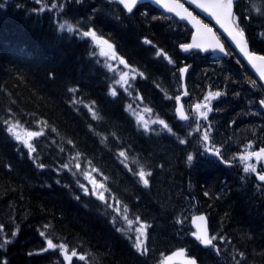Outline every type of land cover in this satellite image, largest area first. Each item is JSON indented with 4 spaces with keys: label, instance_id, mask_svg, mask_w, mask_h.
I'll return each mask as SVG.
<instances>
[{
    "label": "trees",
    "instance_id": "trees-1",
    "mask_svg": "<svg viewBox=\"0 0 264 264\" xmlns=\"http://www.w3.org/2000/svg\"><path fill=\"white\" fill-rule=\"evenodd\" d=\"M77 1H0V264H59L48 240L67 243L87 264H141L122 226L140 217L175 224L154 190L159 174L177 178L215 228L264 263L260 203L234 189L233 170L207 161L190 175L185 153L180 162L169 156L170 148L185 147L184 135L168 134L178 122L158 81L170 62L151 45L163 43L181 63L177 44L147 14L120 24L98 11L92 18ZM87 29L135 71L125 87L121 71L83 35ZM234 60L229 64L241 68ZM10 122L41 132L34 151L9 133ZM141 169L152 185H144ZM89 173L104 184L103 200L84 187ZM112 198L129 211L125 222Z\"/></svg>",
    "mask_w": 264,
    "mask_h": 264
},
{
    "label": "rangeland",
    "instance_id": "rangeland-1",
    "mask_svg": "<svg viewBox=\"0 0 264 264\" xmlns=\"http://www.w3.org/2000/svg\"><path fill=\"white\" fill-rule=\"evenodd\" d=\"M0 1L5 2V0ZM82 2L90 10L92 18L95 15L94 13L98 11L104 18L115 20L120 24L127 22V17L122 15V13L118 11V7L112 4L109 5L103 2V0H82ZM51 4L55 6L54 1H52ZM141 15L142 13L133 17L139 20L142 17ZM155 18L158 20V25L168 34L167 36L169 40L173 42V45L186 43V40L191 34L187 27L181 25L176 19L165 15H155ZM152 21L156 23L154 19ZM162 23H164L166 27ZM90 30L94 31L93 29H87V31ZM96 36L105 40L98 35ZM154 41L157 40L154 39ZM94 44L99 48L101 56L106 58L109 64L114 68L121 71L118 81L125 87L127 82L130 81V78L135 75V71L133 69L128 71V66L113 47L109 49L107 45L97 44L96 41H94ZM151 46L156 49L158 54L161 52L163 54L160 55L171 57L169 55L170 51L167 50V47H165L163 43L158 42ZM197 59L201 58L198 57ZM121 61H123V63H121ZM168 62L169 60L165 58V63ZM176 62L177 61H174L173 58L170 67H167L169 68L167 77H162L158 81H163V85L168 87L170 93H172V83L175 81L176 77ZM125 74L127 75L125 76ZM122 76H125V79L122 80ZM179 77L180 75L178 74V78ZM188 81L191 83V87L194 86L198 89V95L202 93L201 100H199V103H201L199 111H197L194 106V110L197 113L195 120L198 124L188 132L190 136L196 134V137H198L200 132L202 133V136H200L199 148H202L203 151L208 152L212 156H216L214 153L218 150L219 157L217 156L216 160H224L225 162L232 161V165L242 167L243 171L247 163L253 164L256 168L260 166L261 163L254 157L248 161L240 159L241 156L247 155L248 153L259 152L261 149H264V113L256 105V99L252 90L248 87L243 89L244 85L246 86L248 83L251 84L252 77L249 72L243 66L238 69L233 66V64H229L222 60H215L214 62L207 61L205 64L197 63L194 71L189 74ZM253 83L255 86L258 85L256 80H253ZM240 87L243 90H241ZM216 92H219L220 96H213L205 101L209 93L214 94ZM233 97L234 99H232ZM230 100L233 102L231 103ZM226 102L228 104H226ZM205 103L211 107V111H208V109L203 106ZM236 110L237 112H235ZM201 112H207V119H204L200 115ZM12 126H16V131L21 136V139L17 140L15 136L9 132L14 139L29 150L28 144H30L33 149L34 140L41 136V132L30 130L18 122H10L8 124V129ZM27 133H39V135L29 137ZM205 133L208 134V140L204 139ZM24 141H27V144ZM188 150L189 148L187 146L170 148L169 152H171V154L169 156H177L178 162H180V155L185 153L187 156L185 160H183V166L190 170L191 175V173L199 169L198 165L200 163L207 162L208 160L206 158L200 161L194 154L197 150L193 153H189ZM189 155L193 157L191 162L187 159ZM262 161L264 162V159H261V162ZM248 174L249 176L247 177ZM157 177L158 178L155 179L156 181L154 180L156 184L153 182L154 190L168 201L169 207L171 206L170 210H172L173 216L176 219L175 224L171 223V225H169L168 223H161L162 221L155 222V219L152 218H147V221H144L139 216L140 218H138L136 222L122 226L125 235L132 241L134 252L140 259L141 264H168V256L172 255L173 252L175 253V251L177 252L178 249L185 247L184 245H179L182 241L189 245L195 244L198 246L197 239L193 232H190L192 236H189L193 239L187 238L184 236V233H188V231L183 233L180 231L179 227L180 225H185L186 228H189L191 217L201 213L199 212L201 206L190 198L188 190L183 188L177 178L175 180L168 179L166 176L164 177L163 174H159ZM149 183L151 184V181ZM84 187L99 197L101 195H103L104 198L106 197L104 184L102 181H99L98 177L91 173L86 175ZM235 189L240 191L244 196H264V186L255 181L251 171L245 172V174L241 176L239 185ZM112 203L116 204V208L120 209L121 215H123L122 221L125 222L130 215L129 211H125L121 207L120 202L114 201L113 198ZM199 203L202 205L201 202ZM258 212H260L258 216H264V207L261 209L258 208ZM142 225L145 226L142 230L143 235L137 230L140 229ZM137 237H139L142 242V248L140 250H137L136 247ZM171 240H173V243L170 242ZM60 244L66 246L68 256H71V253L74 251L67 243H57V247L53 248V257L55 260L59 259V264H87V260H81L79 257L82 255L78 254L76 251L77 256L66 259L64 251L59 248ZM188 248L191 254L192 251L190 247ZM233 256H237V254L234 253Z\"/></svg>",
    "mask_w": 264,
    "mask_h": 264
},
{
    "label": "snow or ice",
    "instance_id": "snow-or-ice-1",
    "mask_svg": "<svg viewBox=\"0 0 264 264\" xmlns=\"http://www.w3.org/2000/svg\"><path fill=\"white\" fill-rule=\"evenodd\" d=\"M157 3H162V0H156ZM189 3L195 4L196 7L200 8L204 12H206L209 16L213 17L216 22L220 25L221 28H223L224 32L227 33L228 37L236 44V46L239 48V50L243 53V55L248 59L249 63L252 65L253 68L256 69V71L260 74L261 78L264 79V55L254 53L249 50L248 42L245 37L243 29L240 28L238 19L235 17L233 12V3L234 0H188ZM120 3L124 5V7L127 9L128 12H132L133 7L136 5L137 0H120ZM163 7L168 12H173L175 15L179 16L181 19L189 20L193 23V26L197 29V38H193V42L191 44L182 45L181 47L185 52H188L192 49H200L203 51H213V52H220L224 55H228V52L225 50V47L222 43H220L219 37L216 35L215 32H213L212 28L208 27L207 24L202 23L200 20H198L195 16L192 15L191 12L188 11V9L184 8V5L179 3V0H163ZM65 26L61 25V29H64ZM67 31L71 32L73 29L71 26H67ZM85 37H91L92 40L96 41L97 44L100 45H107L109 49L112 48V45L108 44L106 40H102L96 36V33L94 31H86L83 33ZM148 41H146L147 43ZM163 54V53H161ZM169 60L171 63L170 57H165ZM123 63V61H121ZM182 72H186L187 68L181 69ZM127 74H125L126 76ZM125 76H122L121 79H125ZM187 94V93H185ZM112 95H116V92L113 90ZM218 97L220 96L219 92H216L214 94L209 93V96L205 98V101L210 99L211 97ZM177 101H179V97H177ZM261 103H264L262 101ZM208 109V111H211V107L205 103L203 105ZM201 108L200 104L195 105V109L199 111ZM177 113L182 120H187L188 116L183 111V105H180L177 108ZM200 115L207 119V112H201ZM161 124H164L163 121H160ZM167 127V125H164ZM9 132H11L17 140L21 139L20 134L16 131V126H12L8 129ZM29 137H33L36 135H39V133H27ZM204 139L208 140V134H204ZM27 144V141H24ZM181 143H184V141H181ZM28 147L30 150L34 151L35 149L31 148V145L28 144ZM121 156L124 155L123 152L120 153ZM214 155L219 157V151L217 150ZM255 158L257 161L264 159V149H261L259 152H251L247 155L241 156L240 159L244 161L251 160L252 158ZM188 161L191 162L193 160V157L191 155L188 156ZM79 167V165H77ZM245 172L251 171L252 173H256V167L253 166L251 163H247L244 167ZM139 176L141 180L143 181L145 186H148V179L146 176L151 175L150 172L145 173L143 169L139 171ZM259 180L264 181V174L258 175ZM100 199H104L103 195L99 197ZM127 211V209H125ZM197 220L204 221L205 218L203 216L197 217ZM145 226H141L140 229H137L141 232L143 235V228ZM43 235V233H42ZM196 238L205 246H210L213 244V240L215 237H209L208 231L205 228L201 234L197 235ZM49 248H56L57 245L53 243L52 240L47 241ZM137 250H140L142 248V242L140 241V238L137 237V244H136ZM59 248L64 251L66 259H71V257L77 256V253L73 251L71 253V256L67 255V249L64 244H60ZM176 255L183 256L184 252L183 250ZM81 260L85 259L84 256L79 257ZM185 264H196L194 259H186Z\"/></svg>",
    "mask_w": 264,
    "mask_h": 264
},
{
    "label": "water",
    "instance_id": "water-1",
    "mask_svg": "<svg viewBox=\"0 0 264 264\" xmlns=\"http://www.w3.org/2000/svg\"><path fill=\"white\" fill-rule=\"evenodd\" d=\"M114 2H118L119 4L120 3V0H113ZM237 0H234V2H236ZM142 2H151L152 4H154L156 7L162 9L163 11H165L166 13L168 14H172V15H175V13L173 12H168L164 7H163V0H162V3H157L156 0H137V3L136 5L133 7V10L132 12L137 8V6L142 3ZM179 3L183 4L184 5V8L188 9L189 12L192 13L193 16H195L198 20H200L202 23H204L202 21V19L197 16L195 13H193L191 10H190V7H193L195 8L196 11L200 12L203 16H205L206 19L210 20L211 22H213L215 24V27L226 37V39L228 40V42H230V44L232 46H234V48L238 51V53L241 55V57L244 59V61L247 63V65L251 68V70L255 73V75L257 76V78L260 80V82L264 85V79L261 78L260 74L256 71L255 68L252 67V65L249 63L248 59L243 55V53L239 50V48L236 46V44L228 37L227 33L224 32L223 28L220 27V25L216 22V20L209 16L206 12H204L203 10H201L200 8L196 7L195 4H192V3H189L188 0H182L180 1L179 0ZM123 7L124 5L121 4ZM124 9L127 11V9L124 7ZM128 12V11H127ZM132 12H128V13H132ZM233 12H234V3H233ZM177 18H179L180 21L184 22V23H188L193 29H194V33H193V36H192V39H191V43L193 42V38H197L198 39V35H197V29L196 27L193 26V23L190 22L189 20H185V19H181L179 16L175 15ZM206 24V23H204ZM208 25V24H207ZM208 27L212 28L213 32L216 33V35L219 37L220 39V43H222L225 47V50L228 52V49L226 48V44L224 43V41L220 38L219 34L217 33V31L208 25ZM190 43V44H191ZM182 46V45H181ZM180 46V50L183 51L184 53L186 54H189L193 51H201L203 53H207V52H211L212 55L211 57L212 58H216V57H225V56H228V55H224L223 53H220V52H213L211 50L209 51H203V50H200V49H192L188 52H185L183 50V48ZM229 54V52H228ZM187 68V71L186 72H182L183 74V80L185 81V76H186V73L189 71V67H186ZM182 105L181 102L179 103V106ZM263 107H264V104L262 103ZM178 106V107H179ZM183 111H184V108H183ZM203 216L205 218L204 221H200V220H197V217H201ZM193 225L197 228L199 234H201V232L206 228L207 231H208V234H209V222H208V218L206 215H199V216H196L194 217L193 219ZM204 247H208V246H205ZM182 262L181 258L178 257V256H174L172 257V262Z\"/></svg>",
    "mask_w": 264,
    "mask_h": 264
},
{
    "label": "flooded vegetation",
    "instance_id": "flooded-vegetation-1",
    "mask_svg": "<svg viewBox=\"0 0 264 264\" xmlns=\"http://www.w3.org/2000/svg\"><path fill=\"white\" fill-rule=\"evenodd\" d=\"M244 11H246V7ZM245 19L246 20L244 21L243 30L247 37L248 43L256 45V42L258 41V31H256L255 28L250 26V17L248 14H246Z\"/></svg>",
    "mask_w": 264,
    "mask_h": 264
},
{
    "label": "bare ground",
    "instance_id": "bare-ground-1",
    "mask_svg": "<svg viewBox=\"0 0 264 264\" xmlns=\"http://www.w3.org/2000/svg\"><path fill=\"white\" fill-rule=\"evenodd\" d=\"M239 119V118H238ZM182 247V246H181Z\"/></svg>",
    "mask_w": 264,
    "mask_h": 264
}]
</instances>
